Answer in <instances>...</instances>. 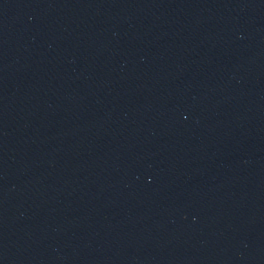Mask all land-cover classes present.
<instances>
[{"label": "water", "instance_id": "1", "mask_svg": "<svg viewBox=\"0 0 264 264\" xmlns=\"http://www.w3.org/2000/svg\"><path fill=\"white\" fill-rule=\"evenodd\" d=\"M0 264H264V0H0Z\"/></svg>", "mask_w": 264, "mask_h": 264}]
</instances>
